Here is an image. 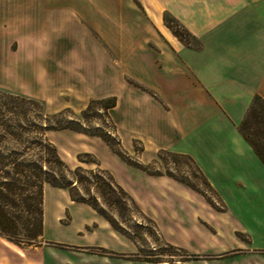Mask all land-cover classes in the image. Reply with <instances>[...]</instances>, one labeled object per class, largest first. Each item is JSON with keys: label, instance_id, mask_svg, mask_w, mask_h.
Masks as SVG:
<instances>
[{"label": "crops", "instance_id": "1", "mask_svg": "<svg viewBox=\"0 0 264 264\" xmlns=\"http://www.w3.org/2000/svg\"><path fill=\"white\" fill-rule=\"evenodd\" d=\"M166 14L193 39L178 36ZM0 85L61 106L114 97L108 111L123 148L140 142L147 162L160 150L190 156L232 197L235 215L226 212L250 239L242 256L264 264V161L240 130L254 97L264 98V0H0ZM108 148L101 164L138 202L149 190H187L165 188L175 178ZM49 214L47 204L43 235ZM96 222L68 242L78 254L56 264H131L90 249L115 247L111 223Z\"/></svg>", "mask_w": 264, "mask_h": 264}, {"label": "rangeland", "instance_id": "2", "mask_svg": "<svg viewBox=\"0 0 264 264\" xmlns=\"http://www.w3.org/2000/svg\"><path fill=\"white\" fill-rule=\"evenodd\" d=\"M169 19L186 40L193 39L176 19L171 16ZM0 90L3 94L13 93L20 97L14 100L18 103L8 99L10 102L7 105L21 104L18 110L24 114L20 118L16 115L17 122L21 121L27 128L23 133L22 144L36 136L47 137L57 145L62 158L72 169L79 165L97 169L100 164L114 173L101 164L98 155L110 161L107 155L109 143L105 140L108 139L127 163L152 174L175 178L177 184L163 185L165 188L178 185L187 189L180 194L164 195H156L148 189L140 197L142 202L137 201L147 218L135 211H130L128 221L119 218L125 228L136 233L134 235L139 241L130 239L113 227L117 232L115 247L103 249L91 246V250L110 254L131 264H253L254 261L242 256L246 252L242 246L249 245L248 235L237 229L233 218L226 212L228 207L235 215L233 207L229 206L233 205L232 197L220 196L186 155L173 150H160L157 156L147 162L142 158L140 142L135 143L134 152L124 149L109 115V107H106L109 97L91 99L80 108L61 106L59 100L34 98L3 85H0ZM3 94H0V101L6 104L7 96ZM31 122L48 123L56 128L44 130ZM13 129L21 130L17 125ZM65 173L72 175L66 169ZM45 196L44 206L48 204L51 214L47 218L46 233L40 236L38 244L22 245L0 234V264H56L55 258L60 255L71 260L70 256L78 254L79 250L68 242L83 239L82 233L97 226L96 217H104L89 204L72 201L65 188L45 183L44 199ZM111 214L118 217L114 210ZM138 221L147 228L137 227ZM147 253H157L155 256L158 255L159 261L146 260Z\"/></svg>", "mask_w": 264, "mask_h": 264}, {"label": "trees", "instance_id": "3", "mask_svg": "<svg viewBox=\"0 0 264 264\" xmlns=\"http://www.w3.org/2000/svg\"><path fill=\"white\" fill-rule=\"evenodd\" d=\"M169 16L171 15H165L167 24L178 36L185 39ZM183 28L190 34L185 27ZM0 94H3L1 90ZM3 95L7 96V101L6 104L0 101V234L20 245L39 243V238L44 232V186L45 183H49L67 189L73 200L89 204L117 231L138 242L137 236L134 235L136 233L125 228L119 218L128 221L130 211L147 217L135 197L116 180L113 173L100 164L97 169H87L81 165L72 169L62 158L57 145L47 137L36 136L28 143L22 144L23 133L27 128L21 121L17 122L16 115L20 118L24 112L19 113L18 108L21 104H15L18 102L14 101L20 97L13 93ZM8 99L15 102L13 106L7 105L10 102ZM115 103L114 97L109 98L106 107H111ZM13 123L21 130L13 129L15 128ZM31 124L44 130L56 128L48 123ZM240 130L264 161V98L261 95L257 94L254 97L240 124ZM105 140L117 151L108 139ZM117 152L121 155L119 151ZM186 156L194 163L190 156ZM65 169L72 175H67ZM199 172L210 184L200 169ZM113 210L118 213V217L111 214ZM136 226L141 228L146 225L138 221ZM155 254L157 253H147L146 260L159 261L158 255Z\"/></svg>", "mask_w": 264, "mask_h": 264}]
</instances>
